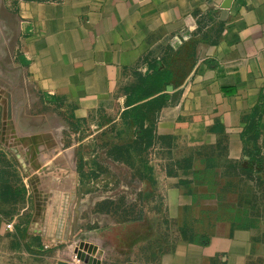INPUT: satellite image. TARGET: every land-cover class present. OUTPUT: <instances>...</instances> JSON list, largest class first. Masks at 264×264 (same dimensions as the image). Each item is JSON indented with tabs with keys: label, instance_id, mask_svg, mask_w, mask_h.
Masks as SVG:
<instances>
[{
	"label": "crops",
	"instance_id": "0c3cea01",
	"mask_svg": "<svg viewBox=\"0 0 264 264\" xmlns=\"http://www.w3.org/2000/svg\"><path fill=\"white\" fill-rule=\"evenodd\" d=\"M4 9L19 33L0 73L1 237L16 247L24 233L44 249L71 242L68 201L57 197L47 205L55 214L43 212L36 176L67 194L85 130L133 127L125 113L151 105L144 157L162 167L163 202L177 215L217 212L207 242L178 240L152 264H264V173L245 168L243 138L262 103L254 146L264 158V0H4ZM158 74L168 83L146 93L142 79ZM76 174L80 191L78 162ZM229 176L255 180L252 202L238 183L219 193L211 177L226 184ZM109 194L103 199L119 197ZM230 195L236 204L225 208ZM98 200L78 202L71 229L86 232L78 244L100 243L87 233L108 217L94 211Z\"/></svg>",
	"mask_w": 264,
	"mask_h": 264
},
{
	"label": "rangeland",
	"instance_id": "374dc122",
	"mask_svg": "<svg viewBox=\"0 0 264 264\" xmlns=\"http://www.w3.org/2000/svg\"><path fill=\"white\" fill-rule=\"evenodd\" d=\"M83 134L89 138L78 150H72L75 154L71 155V166H68L71 175L68 178L67 194L50 192L47 186L44 187L45 176L41 174L36 176L35 184V192L39 198L37 202H40L38 205H41L43 212L46 206L49 214H55L56 207L47 205L57 197L66 199L64 202L68 201L65 204L69 211L66 235L70 240L73 235L74 239L44 249L38 247V241L31 243L26 233L21 236L23 245L18 247L12 243L11 236H0V264H57L62 257H68L73 264H152L176 241L203 240L210 232L213 221L217 218V212L212 209L199 213L194 207H186L183 214L178 215L168 209L159 190L163 179L162 167L157 161L151 160L150 152L145 157V152H140L141 142L136 139L137 134L132 126L124 128L114 125L97 133L86 129ZM76 152L79 153L78 158ZM77 162L80 179L84 176L85 180L80 191L77 188ZM52 166H56L55 162ZM56 170L54 172L57 175ZM21 178L25 179V176L22 175ZM211 179L215 182V188H225L219 193L225 194L227 185L238 183L245 191L250 192L251 202L252 196L256 194L253 191L256 188L254 179L237 181L236 176H229L226 184L224 180H215L214 177ZM109 193L114 196L118 194L119 197L103 199L110 196ZM93 199L100 200L94 211L106 213L108 217L106 216L102 225L104 228L87 232L101 238L98 244L101 253L90 257L89 263H85L77 258L75 249L86 232L72 230L71 225L77 218L75 212L78 202L85 200L87 205ZM236 201V195H230L220 200V204H224L226 208L236 204ZM83 217L88 218L87 212H84ZM113 225H116L115 228ZM108 226L110 227L107 228Z\"/></svg>",
	"mask_w": 264,
	"mask_h": 264
},
{
	"label": "trees",
	"instance_id": "16d2710c",
	"mask_svg": "<svg viewBox=\"0 0 264 264\" xmlns=\"http://www.w3.org/2000/svg\"><path fill=\"white\" fill-rule=\"evenodd\" d=\"M168 81L169 75L167 74H158V76L155 77L152 82L149 77L142 79L143 84H148L146 93H150L151 90L160 89L161 85L163 83L167 84ZM164 100L166 101L165 97L163 98V101ZM151 108V105H149L147 109H143V107L138 106L132 111L125 113L126 118H131L133 121V128L137 134L136 139L141 142V153L145 152L152 145L151 129L148 126H145V123L151 117V114H153V109ZM262 111L263 104L260 103L247 118V127L243 132V138L248 150L247 156L249 157L248 160H245V168L248 170H257L264 173V158L258 156L257 148L254 146V142L259 135L260 116ZM203 241L207 242L208 238L205 237Z\"/></svg>",
	"mask_w": 264,
	"mask_h": 264
},
{
	"label": "water",
	"instance_id": "95a60500",
	"mask_svg": "<svg viewBox=\"0 0 264 264\" xmlns=\"http://www.w3.org/2000/svg\"><path fill=\"white\" fill-rule=\"evenodd\" d=\"M19 33L18 23L5 11L3 0H0V73L4 72L11 60L14 45ZM249 157L246 156L245 160ZM79 250H83L79 251ZM77 258L89 263L90 257L100 255L99 246L90 242H80L76 247ZM58 264H73L70 262H59Z\"/></svg>",
	"mask_w": 264,
	"mask_h": 264
},
{
	"label": "built area",
	"instance_id": "2783aa9c",
	"mask_svg": "<svg viewBox=\"0 0 264 264\" xmlns=\"http://www.w3.org/2000/svg\"><path fill=\"white\" fill-rule=\"evenodd\" d=\"M7 228L12 230L13 229V225L12 224H8Z\"/></svg>",
	"mask_w": 264,
	"mask_h": 264
}]
</instances>
